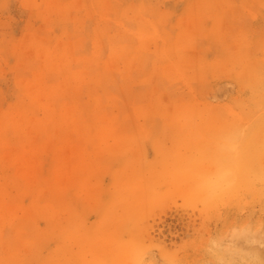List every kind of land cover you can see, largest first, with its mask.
Listing matches in <instances>:
<instances>
[{
  "label": "rangeland",
  "instance_id": "1",
  "mask_svg": "<svg viewBox=\"0 0 264 264\" xmlns=\"http://www.w3.org/2000/svg\"><path fill=\"white\" fill-rule=\"evenodd\" d=\"M0 123V264H264V0H0Z\"/></svg>",
  "mask_w": 264,
  "mask_h": 264
},
{
  "label": "bare ground",
  "instance_id": "2",
  "mask_svg": "<svg viewBox=\"0 0 264 264\" xmlns=\"http://www.w3.org/2000/svg\"><path fill=\"white\" fill-rule=\"evenodd\" d=\"M133 1H134V0H133ZM97 11H98V10H97ZM93 13H94V12H93ZM107 13H108V12H107ZM109 14H110V13H109ZM109 14H108V15H109ZM99 17H100V16H99ZM109 18H110V17H109ZM128 18H129V17H128ZM95 19H96V18H95ZM83 20H85V19H83ZM98 20H99V18H98ZM109 20H110V19H109ZM104 21H105V20H104ZM104 21H102V23H103ZM105 22H106V21H105ZM102 23H101V24H102ZM83 24H84V23H83ZM101 24H100V25H101ZM90 25L92 26V24H90ZM90 25H89V27H90ZM110 25H111V24H110ZM85 26H86V25H85ZM108 26H109V25H108ZM89 27H88V28H89ZM120 33H121V31H120ZM120 33H119V35H121ZM125 34H126V33H125ZM107 37H108V36H107ZM95 38H96V37H95ZM100 39H101V38H100ZM100 39H99V40H100ZM104 39H105V38H104ZM95 40H96V39H95ZM97 40H98V39H97ZM129 40H131V39L129 38ZM104 42H106V40H105ZM82 43H83V42H82ZM59 48H60V47H59ZM157 51H158V50H157ZM96 54H97V53H96ZM97 55H98V54H97ZM95 56H96V55H95ZM92 57H94V56H92ZM106 57H107V56H106ZM116 58H117V57H116ZM117 59H118V58H117ZM108 60H109V58H108ZM110 63H112V62H110ZM113 64H114V63H113ZM98 66H99V65H98ZM110 66H111V64H110ZM99 67H100V66H99ZM104 68H105V67H104ZM104 68H102V69H104ZM92 69H93V67H92ZM105 69H106V68H105ZM97 70H98V69H97ZM87 71H88V70H87ZM75 72H76V74H78L77 71H75ZM80 72H83V73L86 74V72H84V71H79V75L81 74ZM111 72H112V71H111ZM83 73H82V74H83ZM76 74H74V75H76ZM111 74H112V73H111ZM107 75H108V74H107ZM112 76H113V75H112ZM84 77H85V76H84ZM78 79H79V78H78ZM86 79H87V78H86ZM111 79H112V78H111ZM116 79H117V78H116ZM106 84H108V83H106ZM104 85H105V82H104ZM27 87H29V86H27ZM30 87H31V86H30ZM34 87H35V86H34ZM108 87H109V86H108ZM29 89H30V88H29ZM32 89H33V88H32ZM62 90H63V89H62ZM69 90H70V89H69ZM28 91H29V90H28ZM59 91H60V90H59ZM122 93H123V92H122ZM123 94H124V93H123ZM52 96H53V95H52ZM123 96H124V95H123ZM54 97H55V96H54ZM51 98H52V97H51ZM52 100H53V99H52ZM55 100H56V99H55ZM66 100H67V99H66ZM68 100H69V99H68ZM124 102H125V101H124ZM15 105H16V104H15ZM54 105H55V104H54ZM73 105H74V103H73ZM50 106H51V105H50ZM69 107H70V106H69ZM73 107H75V106H73ZM63 108L66 109L67 107L64 106ZM183 108H185V107H183ZM72 109H73V108H72ZM76 109H77V107H76ZM73 110H74V109H73ZM74 111H75V114H76V111H78V110H74ZM74 111H72V112H74ZM63 112H64V110H63ZM72 112L70 111L71 115H72ZM70 113H69V116H70ZM63 115H64V114H63ZM79 115H80V114H79ZM72 116H74V115H72ZM63 117H64V116H63ZM76 117L79 118L80 116H76ZM83 117H84V116H83ZM32 118H33V117H32ZM38 118H39V117H38ZM38 118H37V119H38ZM72 118H73V117H72ZM77 118H75V119H77ZM2 119H3V118H2ZM4 119H5V118H4ZM33 119H34V118H33ZM45 119H46V118H45ZM51 119H52V118H51ZM75 119L73 118V121H75ZM22 120H26V119L23 118ZM52 120H53V119H52ZM77 120H78V119H77ZM77 120H76L75 122L79 123V122H78L79 120H78V121H77ZM30 121H31V120H30ZM34 121H35V120H34ZM39 121H41V120H39ZM39 121H38L37 124H40ZM42 121H43V120H42ZM42 121H41V122H42ZM82 121H83V120H82ZM1 122H2V121H1ZM36 122H37V120H36ZM75 122H73V123L75 124ZM28 123H29V122H28ZM67 123H68V122H67ZM83 123H85V122H83ZM0 124H1V123H0ZM22 124H23V123H22ZM22 124H21V125H22ZM2 125H3V124H2ZM71 125H72V124H71ZM37 126H38V125H37ZM41 126H43V125H41ZM82 128H83V127H82ZM24 129H26V128H24ZM39 129H40V128H39ZM80 129H81V128H80ZM83 129H84V128H83ZM4 130H5V129H4ZM6 131H8V130H6ZM79 131H80V130H79ZM75 132H76V131H75ZM77 132H78V131H77ZM80 133H81V132H80ZM80 133H79V134H80ZM82 133H83V132H82ZM82 133H81V135H82ZM41 134H42V131H41ZM41 134H39V135H41ZM56 134H57V133H56ZM2 135H3V134H2ZM57 135H58V134H57ZM81 135H80V136H81ZM6 136H7V134H6ZM82 136H83V135H82ZM82 136H81V137H82ZM72 137H73V136H72ZM81 137H79V138H81ZM79 138H77V139H79ZM82 138H83V137H82ZM0 139H1V137H0ZM51 140L53 141V139H51ZM0 141L3 142V140H0ZM6 141H7V140H6ZM7 142H8V141H7ZM49 142H50V141H49ZM53 142H54V141H53ZM51 143H52V142L47 143V144H51ZM29 144H30V143H29ZM52 145H53V144H52ZM41 150H42V149H41ZM6 164H7V163H6ZM44 210H46V209H44ZM44 210H43V211H44ZM53 211H54V210H53ZM44 212H45V211H44ZM54 212H55V211H54ZM54 212H53V213H54ZM49 214H50V213H49ZM41 215H42V214H41ZM53 215H54V214H53ZM55 215H58V214H55ZM55 215H54V216H55ZM55 217H56V216H55ZM62 236H63V235H62ZM79 237H80V236H79ZM72 238H73V237H72ZM80 241H81V240H80ZM76 242L79 243L78 240H76ZM74 243H75V242H74ZM81 243H83V241H82ZM80 246H81V245H79V247H80ZM82 263H83V262H82Z\"/></svg>",
  "mask_w": 264,
  "mask_h": 264
}]
</instances>
